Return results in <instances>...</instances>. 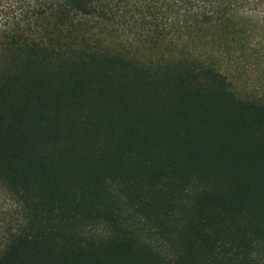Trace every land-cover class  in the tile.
<instances>
[{
    "label": "trees",
    "instance_id": "1",
    "mask_svg": "<svg viewBox=\"0 0 264 264\" xmlns=\"http://www.w3.org/2000/svg\"><path fill=\"white\" fill-rule=\"evenodd\" d=\"M29 12L0 30V264H264V0Z\"/></svg>",
    "mask_w": 264,
    "mask_h": 264
},
{
    "label": "rangeland",
    "instance_id": "2",
    "mask_svg": "<svg viewBox=\"0 0 264 264\" xmlns=\"http://www.w3.org/2000/svg\"><path fill=\"white\" fill-rule=\"evenodd\" d=\"M34 2L41 0H0V30L14 28L30 17L29 8ZM261 80L244 78V82L251 87L264 88V73ZM18 210L10 194L0 186V247L6 242L9 232L17 226ZM97 234L103 233V227L96 228Z\"/></svg>",
    "mask_w": 264,
    "mask_h": 264
}]
</instances>
